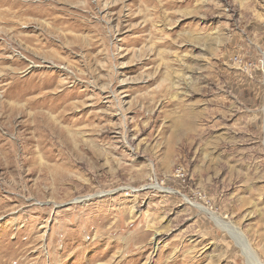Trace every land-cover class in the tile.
Segmentation results:
<instances>
[{"label":"rangeland","instance_id":"rangeland-1","mask_svg":"<svg viewBox=\"0 0 264 264\" xmlns=\"http://www.w3.org/2000/svg\"><path fill=\"white\" fill-rule=\"evenodd\" d=\"M263 59L264 0H0V264H264Z\"/></svg>","mask_w":264,"mask_h":264},{"label":"bare ground","instance_id":"bare-ground-1","mask_svg":"<svg viewBox=\"0 0 264 264\" xmlns=\"http://www.w3.org/2000/svg\"><path fill=\"white\" fill-rule=\"evenodd\" d=\"M263 62H264V59H263ZM263 68H264V64H263ZM152 187L153 188H161L159 185H153L152 184ZM161 189H163V188H161ZM168 190V189H167ZM169 191L170 192H173L174 190H171V189H169ZM193 205H195V204H193ZM196 206L202 211V212H204V213H208L209 211L205 208V207H203L202 205H197L196 204ZM209 214V213H208ZM210 217H211V219H214V221L216 222V223H219V224H221V220L218 218V217H216V216H214L213 214H210ZM229 231H232L233 233H235L236 235H239V231H238V229L237 228H230L229 229ZM240 241H241V245H243V241H242V237H240ZM244 246V245H243ZM257 263H258V261H256Z\"/></svg>","mask_w":264,"mask_h":264}]
</instances>
